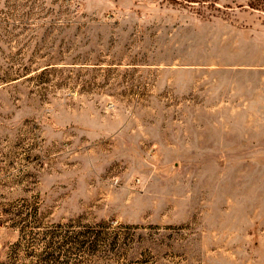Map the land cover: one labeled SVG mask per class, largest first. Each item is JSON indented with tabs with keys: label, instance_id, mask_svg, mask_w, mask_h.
Wrapping results in <instances>:
<instances>
[{
	"label": "rangeland",
	"instance_id": "rangeland-1",
	"mask_svg": "<svg viewBox=\"0 0 264 264\" xmlns=\"http://www.w3.org/2000/svg\"><path fill=\"white\" fill-rule=\"evenodd\" d=\"M0 264H264V0H0Z\"/></svg>",
	"mask_w": 264,
	"mask_h": 264
}]
</instances>
